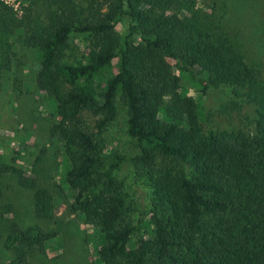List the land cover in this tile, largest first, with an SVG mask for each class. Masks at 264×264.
Returning a JSON list of instances; mask_svg holds the SVG:
<instances>
[{
	"label": "trees",
	"instance_id": "1",
	"mask_svg": "<svg viewBox=\"0 0 264 264\" xmlns=\"http://www.w3.org/2000/svg\"><path fill=\"white\" fill-rule=\"evenodd\" d=\"M46 5L45 21L27 23L0 2V84L18 44L40 51L35 84L51 109L50 127L62 157V181L75 192L71 208L93 227L101 264H264V91L252 135H196L198 106L173 68L202 93L208 86L252 84L245 61L221 18L201 17L195 0H27ZM26 17V18H25ZM122 33L117 26L124 19ZM73 34L87 51L64 60ZM117 59V62H114ZM172 61V62H170ZM70 86L67 91L62 85ZM258 95L252 101H257ZM126 109V131L138 154L105 153L101 133ZM96 117V132L82 114ZM189 126H191L189 128ZM185 164L160 168L151 209L141 227L125 218L115 172L124 163L135 181L155 156ZM15 173L33 191L35 214L50 218L56 200L19 166L0 160V183ZM73 192V193H74ZM11 210L7 204L4 211ZM56 233L9 225V264H31L35 249ZM131 236L136 238L131 241Z\"/></svg>",
	"mask_w": 264,
	"mask_h": 264
},
{
	"label": "rangeland",
	"instance_id": "2",
	"mask_svg": "<svg viewBox=\"0 0 264 264\" xmlns=\"http://www.w3.org/2000/svg\"><path fill=\"white\" fill-rule=\"evenodd\" d=\"M195 1V9L201 17L221 18L223 28L238 52L258 69L257 79L251 85L208 86L202 93L200 85L193 84L187 76L173 68L180 77L181 85L188 88V94L198 106L195 133L198 136L226 133L252 135L255 119L262 110L260 101L264 91V0ZM16 2V9L3 4L17 18L27 14L29 25L38 20L45 21V4H29L27 0ZM128 24L129 19L124 18L117 26L118 32L122 33ZM86 51L87 42L82 36L73 34L64 60L75 62ZM12 52L14 56L11 57L16 63L11 71L5 73L0 84V160L21 167L26 175L36 179L37 186L48 188L55 197L56 208L52 217H38L34 211L32 189L21 186L17 174H6L0 183V264H9L13 258V251L3 244L11 223L24 229L39 227L56 233L50 246L35 249L29 260L31 264H101L96 260L93 247L96 243L95 229L71 208L75 192L61 178V151L50 137L54 118L41 96L43 92L38 91L34 81L40 51L37 47L18 44ZM70 88L62 85L64 91ZM257 95L258 102L252 101ZM126 118V109L117 100V116L101 133L105 153L117 152L126 157L138 154L135 142L126 131ZM82 119L90 123L92 131L96 132L95 116L84 112ZM184 166L183 162L173 158L156 155L151 164L140 166L138 181H135L127 163L115 172L124 199L123 216L134 225H139L142 234L149 235V230L142 224L147 219L154 195L155 186L150 174H157L162 167L176 173ZM7 204L11 205V210L2 212ZM131 241L135 242L136 238L131 236Z\"/></svg>",
	"mask_w": 264,
	"mask_h": 264
},
{
	"label": "built area",
	"instance_id": "3",
	"mask_svg": "<svg viewBox=\"0 0 264 264\" xmlns=\"http://www.w3.org/2000/svg\"><path fill=\"white\" fill-rule=\"evenodd\" d=\"M4 4L11 6L13 8H15L18 4V2H16V0H1ZM16 9V8H15Z\"/></svg>",
	"mask_w": 264,
	"mask_h": 264
}]
</instances>
